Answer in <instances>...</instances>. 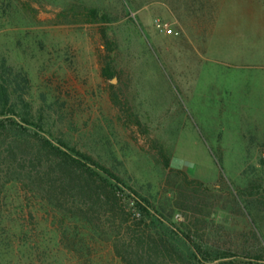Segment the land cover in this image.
<instances>
[{
  "label": "rangeland",
  "instance_id": "obj_1",
  "mask_svg": "<svg viewBox=\"0 0 264 264\" xmlns=\"http://www.w3.org/2000/svg\"><path fill=\"white\" fill-rule=\"evenodd\" d=\"M84 6L112 20L124 112L111 99L118 81L100 74L99 25L73 20ZM0 58L23 86L18 109L26 103L179 228L189 221L174 205L182 176L174 171L211 188L200 217L211 239L220 230L217 245L241 244L248 223L229 191L250 181L260 184L264 229V0H0ZM4 180L0 171V264H121L108 239L84 230L86 257L68 248L58 214Z\"/></svg>",
  "mask_w": 264,
  "mask_h": 264
},
{
  "label": "trees",
  "instance_id": "obj_2",
  "mask_svg": "<svg viewBox=\"0 0 264 264\" xmlns=\"http://www.w3.org/2000/svg\"><path fill=\"white\" fill-rule=\"evenodd\" d=\"M72 15L76 22L99 25L105 51L100 58V74L108 82L118 81V89L111 92V99L124 112L122 98L128 84L119 67L120 53L111 30V18L105 9L95 6H84ZM22 80L26 81L24 77ZM22 89V84L10 73L6 60L0 58L3 182L15 180L24 191L58 214L59 241L67 243L68 248L77 246L80 256L86 257L81 250L88 247L79 235L80 230H84L93 234L91 236L108 239L111 253L121 264H264V229L256 213L260 204L256 199L262 197L256 196L260 191L259 183L250 181L238 194L229 191L232 205L246 217L248 227L241 233L237 250L224 243L219 246L216 238L220 230L215 228L211 239L207 235L208 225L200 217L209 186L189 179L184 172L174 171L175 175H182L176 186L174 205L178 211L188 214L189 221L186 228H179L113 169L52 133L26 103L18 109L13 98ZM154 148L158 149L154 156H159L168 166L164 147L154 145ZM220 180L228 187L221 175ZM216 185L211 187L218 189ZM179 243L182 248L178 247Z\"/></svg>",
  "mask_w": 264,
  "mask_h": 264
},
{
  "label": "built area",
  "instance_id": "obj_3",
  "mask_svg": "<svg viewBox=\"0 0 264 264\" xmlns=\"http://www.w3.org/2000/svg\"><path fill=\"white\" fill-rule=\"evenodd\" d=\"M156 25H157V26H159V24H158V23H157Z\"/></svg>",
  "mask_w": 264,
  "mask_h": 264
}]
</instances>
